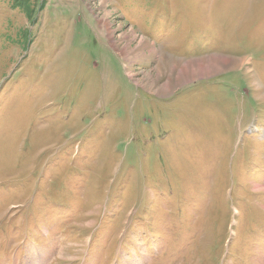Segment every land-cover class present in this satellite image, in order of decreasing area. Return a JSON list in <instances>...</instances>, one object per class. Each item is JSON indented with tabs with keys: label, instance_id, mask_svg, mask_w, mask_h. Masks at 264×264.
<instances>
[{
	"label": "rangeland",
	"instance_id": "rangeland-1",
	"mask_svg": "<svg viewBox=\"0 0 264 264\" xmlns=\"http://www.w3.org/2000/svg\"><path fill=\"white\" fill-rule=\"evenodd\" d=\"M30 2L0 0V264H264V0Z\"/></svg>",
	"mask_w": 264,
	"mask_h": 264
},
{
	"label": "trees",
	"instance_id": "trees-1",
	"mask_svg": "<svg viewBox=\"0 0 264 264\" xmlns=\"http://www.w3.org/2000/svg\"><path fill=\"white\" fill-rule=\"evenodd\" d=\"M22 3L20 4L22 7V12L26 15V17H29L31 15V12L33 11L31 6H30V0H18V3ZM20 7V9H21Z\"/></svg>",
	"mask_w": 264,
	"mask_h": 264
},
{
	"label": "bare ground",
	"instance_id": "bare-ground-1",
	"mask_svg": "<svg viewBox=\"0 0 264 264\" xmlns=\"http://www.w3.org/2000/svg\"><path fill=\"white\" fill-rule=\"evenodd\" d=\"M108 36L111 38V34H109ZM143 42H144V41L140 40V43H139V44H141V43H143ZM128 51H129V50H127L126 48H123V49L120 50V53H121L124 57H129L128 55H130V54L128 53ZM190 73H191V72H190ZM163 89H164V88H163ZM165 89H167V87H166Z\"/></svg>",
	"mask_w": 264,
	"mask_h": 264
}]
</instances>
